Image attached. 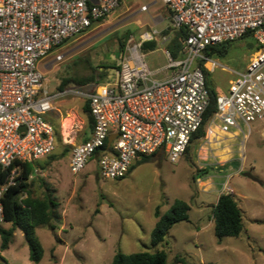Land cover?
Returning a JSON list of instances; mask_svg holds the SVG:
<instances>
[{
	"label": "rangeland",
	"instance_id": "1",
	"mask_svg": "<svg viewBox=\"0 0 264 264\" xmlns=\"http://www.w3.org/2000/svg\"><path fill=\"white\" fill-rule=\"evenodd\" d=\"M152 1L156 5L149 12L140 11ZM162 13L161 0H123L120 9L109 18L94 23L38 64L49 94L61 93L59 86L63 80H71L64 94L55 100V109L48 117L58 132L57 148L51 156L35 162L33 177L29 179L37 197L44 195L43 182H51L48 184L57 196L61 217L59 223L53 224L54 231L43 225L37 227L45 250L38 264H112L117 252L125 255L153 252L151 239L158 221L157 208L164 215L176 200L187 202L191 211L189 221L177 223L169 231L164 244L168 264H177L179 256L188 264H264L262 123L251 125L246 140L240 135L235 140L224 136L220 142L212 141L208 140L207 132L176 163L159 154L148 162H137L124 179L117 181L100 177L98 158L78 175L70 170L73 147L91 130L83 93L114 81L120 42L155 27L159 20L155 16ZM257 51V43L249 35L230 43L227 53L215 58L222 65L210 76L216 93L228 94L235 75L247 70ZM144 52L151 68L168 63L161 43ZM57 56L61 59L57 60ZM92 76L97 82L87 85L76 82ZM209 126L210 123L207 129ZM22 174L20 167L14 180ZM227 181L242 211L244 229L239 237L219 242L212 209L224 194L223 185ZM0 227L10 228V224L1 220V213ZM4 260L8 264H37L30 260L29 246L21 231H17L9 249L0 252V264H6Z\"/></svg>",
	"mask_w": 264,
	"mask_h": 264
},
{
	"label": "built area",
	"instance_id": "2",
	"mask_svg": "<svg viewBox=\"0 0 264 264\" xmlns=\"http://www.w3.org/2000/svg\"><path fill=\"white\" fill-rule=\"evenodd\" d=\"M162 1L171 11L172 26L187 32L183 58L174 59L167 52L166 69L173 74L157 81L146 62L143 43L133 36L127 40L115 81L83 93L94 128L87 141L72 149L69 165L74 175L94 158H98L100 177L112 181L124 179L143 157L163 154L171 163L179 161L203 125L210 104L206 72L222 67L206 51L247 35L253 37L258 51L247 70L235 75L228 94L217 96L208 140L220 142L235 132L246 140L252 124H264V0ZM122 3L0 0V172L55 152V127L48 117L65 91L49 94L38 64L94 23L109 18ZM148 10L149 6L141 8ZM152 39L150 34L144 36V41ZM110 136L114 139L108 146ZM19 168L0 187V198L16 185L14 174ZM228 181L224 194H233Z\"/></svg>",
	"mask_w": 264,
	"mask_h": 264
},
{
	"label": "trees",
	"instance_id": "3",
	"mask_svg": "<svg viewBox=\"0 0 264 264\" xmlns=\"http://www.w3.org/2000/svg\"><path fill=\"white\" fill-rule=\"evenodd\" d=\"M186 37V30L181 29L178 36L175 37L168 46V50L174 59H178L181 57V55H183V42ZM126 42L127 41L120 42L121 52L124 51ZM229 44L230 43H225L210 47L206 51V54L210 58L214 59L217 57H223L227 53ZM147 48L148 47L146 45L145 49ZM206 75L207 86L210 93V104L204 116V123L201 128L193 135L186 154L189 153L191 145L195 140L206 135L207 125L210 123L217 111L216 100L219 94L216 93V91L211 86V73L206 72ZM103 76L104 75H102V77ZM70 82L71 80L64 79L62 84L59 86V90L62 92ZM76 82L80 85H87L97 82V79L95 76H92L86 80ZM84 109L88 114L90 127L94 128V120L91 115L89 103H86ZM57 133L58 132L55 127L56 143L58 140ZM157 155L159 154L143 157L138 161V163L148 162ZM15 167H22L23 174L22 176L16 178V185L11 186L3 195V197L0 198L3 222L11 225V227L8 229L0 227V252L7 251L9 249L14 240V233L19 230L24 234L26 242L29 246L30 260L38 264L42 261L45 250L37 235L36 229L38 226L43 225L49 227L51 231L55 230V226L53 224H57L61 220L60 214L58 213V204L56 203L50 186L45 182H43L44 195L42 197L34 196L31 190V184L29 183V179L33 173V167L31 164L16 163L14 166L2 170L0 172V187L9 182L12 170ZM133 168L134 166L132 169ZM21 196H23V199H20ZM190 211V205L183 200H176L173 206L164 215H160L159 208H157L155 216L158 221L153 230L151 239V244L154 249L153 252H140L130 255L117 252L112 264H168L167 249H164L166 238L169 234V231L175 224L189 221ZM212 214L215 222V236L219 242L225 238H237L241 235L244 229L243 214L234 195H220L216 205L213 206ZM161 246L163 248H161ZM175 262L177 264H188L185 258L180 256L176 258ZM5 263L8 264L7 261H5Z\"/></svg>",
	"mask_w": 264,
	"mask_h": 264
},
{
	"label": "crops",
	"instance_id": "4",
	"mask_svg": "<svg viewBox=\"0 0 264 264\" xmlns=\"http://www.w3.org/2000/svg\"><path fill=\"white\" fill-rule=\"evenodd\" d=\"M161 2H162V5H164V13H162V14H158V15H156L155 16V18H158L159 20H157V22H155L154 24H155V27H153V28H151L150 30H146V31H144V32H142L138 37H134L135 38V41L136 42H139V43H143V53L145 54V56L147 55V53H145L144 51L145 50H153V49H155V48H157V46L161 43V44H163V46H164V48H165V52L167 53V52H169V50H168V46L171 44V42L173 41V39L175 38V37H177L178 36V34H179V32H180V30L179 29H176V28H174L173 26H172V22H171V11L169 10V8L163 3V1L161 0ZM156 5V2L155 1H152V3L151 4H146L145 6H149V9L152 7V6H155ZM122 6V5H121ZM144 6V5H143ZM142 8V7H141ZM141 8H140V11H141ZM120 9V8H119ZM118 9V10H119ZM141 12H143V11H141ZM148 12H149V10H148ZM154 18V19H155ZM146 34H150V35H152L153 36V39L152 40H150V41H144V36L146 35ZM131 37V36H130ZM147 45V49H145V46ZM170 53V52H169ZM171 54V53H170ZM184 55V54H183ZM183 55H181V57L180 58H178L177 60H179V59H182L183 58ZM172 56V55H171ZM172 58H173V56H172ZM213 60H215L214 58H212ZM148 64V63H147ZM148 66H149V64H148ZM166 66H167V64L165 65V66H162V67H150L149 66V68H150V70L152 71V72H154V79L155 80H157V81H164V80H166V79H168L169 77H171L172 76V74H173V71H169V70H167L166 69ZM118 68V67H117ZM216 70H214L213 72H209V73H211V74H213L214 72H215ZM116 72H117V69H116V71H115V79H116ZM115 79H114V81H115ZM113 81V82H114ZM109 83H112V82H109ZM108 84V83H107ZM231 86V85H230ZM65 91V90H64ZM219 95L220 94H222V93H218ZM86 103H88L87 101H86ZM49 121H50V119H49ZM51 122V121H50ZM52 123V122H51ZM92 131H93V128H91V130L88 132V134L86 135V137H85V139L82 141V142H85V141H87L89 138H90V136H91V133H92ZM230 137H232V138H234V140L236 139V138H238L239 136H240V134L238 133V132H235L233 135H229ZM81 142V143H82ZM78 145V144H77ZM44 159V158H43ZM43 159H41V160H43ZM41 160H39V161H41ZM39 161H37V162H39ZM35 163H32L31 165L33 166V167H35V165H34ZM45 173H43V175H44ZM33 176H31V178H32ZM48 183H51L50 181H48L47 180V183L46 184H48ZM49 185V184H48ZM51 188V187H50ZM51 190H52V192H53V196L55 195V193H54V190L51 188ZM220 197V196H219ZM54 198L56 199L57 198V196L55 195L54 196ZM10 227H11V225H10ZM18 231V230H17ZM17 231L14 233V237L16 236V234H17ZM36 231H37V229H36ZM198 232H200V231H198Z\"/></svg>",
	"mask_w": 264,
	"mask_h": 264
},
{
	"label": "water",
	"instance_id": "5",
	"mask_svg": "<svg viewBox=\"0 0 264 264\" xmlns=\"http://www.w3.org/2000/svg\"><path fill=\"white\" fill-rule=\"evenodd\" d=\"M113 139H114V136H110L109 141H108V146L111 145V142H112Z\"/></svg>",
	"mask_w": 264,
	"mask_h": 264
}]
</instances>
